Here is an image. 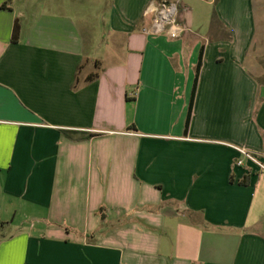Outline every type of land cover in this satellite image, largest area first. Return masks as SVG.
I'll return each mask as SVG.
<instances>
[{
    "label": "crops",
    "instance_id": "1",
    "mask_svg": "<svg viewBox=\"0 0 264 264\" xmlns=\"http://www.w3.org/2000/svg\"><path fill=\"white\" fill-rule=\"evenodd\" d=\"M150 2L0 0V264H264V0Z\"/></svg>",
    "mask_w": 264,
    "mask_h": 264
},
{
    "label": "built area",
    "instance_id": "2",
    "mask_svg": "<svg viewBox=\"0 0 264 264\" xmlns=\"http://www.w3.org/2000/svg\"><path fill=\"white\" fill-rule=\"evenodd\" d=\"M181 2L182 0H151L144 12V17L149 18L150 22L142 29V34L147 37H166L170 40L181 39L188 31L179 22ZM239 153L243 159L251 161L264 169L252 154L245 150H239ZM237 166H243V161H238Z\"/></svg>",
    "mask_w": 264,
    "mask_h": 264
},
{
    "label": "trees",
    "instance_id": "3",
    "mask_svg": "<svg viewBox=\"0 0 264 264\" xmlns=\"http://www.w3.org/2000/svg\"><path fill=\"white\" fill-rule=\"evenodd\" d=\"M19 32H20V28L18 23L15 24L14 26V30H13V42H17L18 38H19ZM69 138H71L72 140H84V139H89L92 138V135H86V134H82V133H76V132H71L68 133Z\"/></svg>",
    "mask_w": 264,
    "mask_h": 264
}]
</instances>
